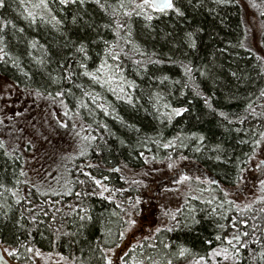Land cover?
<instances>
[{"label": "trees", "instance_id": "16d2710c", "mask_svg": "<svg viewBox=\"0 0 264 264\" xmlns=\"http://www.w3.org/2000/svg\"><path fill=\"white\" fill-rule=\"evenodd\" d=\"M140 1L124 0L126 7L114 16L118 0H100L104 8L96 0H48L50 14L35 9V21L25 9L33 10L38 0H6L0 8V48L7 53H0V98L3 88L40 90L62 104L67 118L79 120L86 136L96 137L61 159L57 180L32 183L30 165L40 163L31 140L24 143L30 136L17 118L7 126L0 113V243L17 264H30L37 251L72 264H106L132 217L152 228L131 236L121 264H189L243 232L249 235L242 237L247 247L238 264H264V188L249 204L241 200L246 192H233L264 133V0H230L228 6L181 0L174 4L182 16L148 10L152 20L136 14L133 5ZM117 22L124 27L117 29ZM81 45L85 52L78 51ZM102 61L111 65L110 83L103 73L99 82L83 75L80 64L95 72ZM173 109L185 111L175 115ZM165 160L186 161L197 175L169 218L157 209L158 198L143 195L147 203L136 204L145 189L137 173L146 162ZM84 173L109 191L101 196L103 189ZM181 246L190 249L184 257L178 256Z\"/></svg>", "mask_w": 264, "mask_h": 264}, {"label": "rangeland", "instance_id": "374dc122", "mask_svg": "<svg viewBox=\"0 0 264 264\" xmlns=\"http://www.w3.org/2000/svg\"><path fill=\"white\" fill-rule=\"evenodd\" d=\"M179 1L181 0H174L177 3ZM213 1L221 4V6H228L231 3L230 0ZM2 92L0 113L4 123L9 126L11 122H15L14 118H17L18 126L30 136V138L28 136L23 137L24 143H30L31 140L33 158L40 163L30 165L32 168L29 169L28 179L37 184L54 182L58 178L60 164L71 153L76 154L77 148L79 149L80 144L84 141L83 137L87 135L85 127L76 118H67L62 104L57 99L47 96L37 98L35 94L29 95L28 92L15 88H3ZM260 103L262 104H259L261 107L264 106L263 101H260ZM17 112L21 113L19 117L15 116ZM61 125H66V127ZM256 155L246 168L244 177L240 178L237 190L233 191L235 193L246 192V197L241 198V200L246 201L247 204L254 202L263 189L261 181H264V164H261V161H264V138L261 140ZM62 158L63 161L61 162ZM41 163H45V166H41ZM169 164L173 166L170 168ZM257 165H260V167H257ZM51 170H55L53 175L49 174ZM137 176L139 177L138 184L140 183V186L145 188L142 195L138 196L140 200L138 205L146 204L149 195L158 198V204L160 205L157 206V209L161 213H167V215L165 214L167 218L177 209L183 193L191 188V182L197 179L195 171L186 161L176 162L175 160L146 162L137 173ZM182 176H187L189 179L181 181ZM128 177L127 174V180ZM143 195L147 198L144 199ZM131 219L133 218L129 217L128 221ZM162 221L163 218H160L161 224L158 223L159 220L157 224L162 225L164 223ZM151 228H146L141 221H138L135 227L128 225L123 232V242L107 252L112 264L120 262L122 250L126 244L131 242L132 235L149 234ZM0 247L3 254L9 259L8 252L4 251L7 247L1 243ZM193 261H190L189 264H192ZM10 262L17 264L11 260ZM213 262L211 261V264ZM30 264H72V262L57 254L43 255L37 251L34 260Z\"/></svg>", "mask_w": 264, "mask_h": 264}, {"label": "snow or ice", "instance_id": "6c2138e0", "mask_svg": "<svg viewBox=\"0 0 264 264\" xmlns=\"http://www.w3.org/2000/svg\"><path fill=\"white\" fill-rule=\"evenodd\" d=\"M69 2L71 3H76L77 0H59V3L61 5H67ZM85 2V0H79V3L83 4ZM131 2V0H130ZM96 3L100 5L101 8H104L105 5L104 4H100V0H96ZM6 4V0H0V8L5 7ZM126 7V4L124 3V0H118V7L113 8V15L116 16L120 13V10L124 9ZM134 9H138L139 11L136 12L137 15L143 14L145 16V18L147 20H152L153 16L149 14L148 10H151L152 12H158V13H162V14H166L169 10L175 11L177 13V15L182 16L183 12L175 7L174 4V0H141L140 3H135L133 5ZM31 8L33 10H28L25 9V11L27 12V17H30L33 21H35L36 19V15L37 13L34 11L35 9H42L45 12H48L50 14V9H49V5H48V0H38L37 3L32 4ZM124 16H130L132 15L131 12L128 11H124L123 12ZM41 18L43 19V16L41 15ZM75 21V17L73 18ZM52 20L55 21L56 24H59L60 21L56 20V18L53 16ZM117 29L124 27V25L120 24L119 22H117ZM3 29L0 28V31H2ZM22 31V30H21ZM188 36L191 38L192 34L189 33ZM3 36H0V43L3 42ZM33 46H35L33 44ZM192 47L195 46V42L193 41L191 44ZM78 51L80 52H85V48L83 45H81L78 48ZM0 53H2L3 55H7V53L4 52L3 48H0ZM107 54L111 57V59L116 60L119 58V53H114L112 51H107ZM3 55H0V59H3ZM80 67L82 69H84L83 75L90 77L93 81L99 82L100 80V76L98 74H108V70L111 68V65H108L106 61H102L101 65L95 70V72H89L87 70V66L85 64H80ZM186 71H190L189 69H186ZM25 75H27V73H25ZM112 79H114V77L107 75V79L105 80V83H110L112 81ZM166 79V77H165ZM121 91H123V89H121ZM32 93H29V95H31ZM42 92L40 90H36L35 91V96L37 98H41L42 97ZM63 94L61 92H57L56 96L60 97ZM85 95H87V93H85ZM261 95H264V92L261 93ZM119 98V97H118ZM131 102V101H129ZM205 103L207 104V106L209 108H211V104L208 103L207 100H205ZM173 113L175 115H180L183 111H185V109H173L172 110ZM105 114H107V110H105ZM16 115H21V113L17 112ZM221 116L224 115V113H220ZM63 127H66V125H61ZM262 138H264V133H261ZM84 140H95L96 137H88L85 136L83 137ZM201 140H203V137H200ZM172 141H169L168 143L164 144L163 146L165 148H169L172 146ZM257 146L261 145V141H256L255 142ZM4 144L2 141H0V148H3ZM81 155H84V151L82 150ZM5 155H8L7 152H5ZM217 159H219V157H217ZM261 164H264V161H261ZM173 165L169 164V167L171 168ZM90 167H93L92 165H90ZM257 167H260V165H257ZM114 171H119V169H114ZM21 176H24L25 173L23 171L20 172ZM85 176H88L94 183L95 185H97L98 187L102 188L103 191L100 192V195L103 196L104 192L109 191L107 187H105L104 185H102L101 180L96 179L95 177L90 176L89 173H84ZM108 177L105 176L104 180H107ZM189 179L187 176H182L181 177V181L183 180H187ZM20 181H17V183H19ZM80 183H84V181H80ZM179 183V181H178ZM261 186L262 188H264V181H261ZM0 187H3V185H0ZM70 191V189H69ZM14 196L16 195L15 192L12 193ZM53 194H59V193H53ZM77 195H79V193H77ZM225 196H227V193H225ZM110 197H105V199H109ZM21 198H17V203H19ZM140 200L139 198L136 201V204H139ZM229 203H232L231 201H229ZM133 207H135V204L132 205ZM247 207V206H246ZM215 211V210H214ZM167 215V213H165ZM173 219H175V216L172 217ZM85 219V217H81V220ZM88 219H91V217H88ZM194 223L197 221H193ZM127 223L131 226V227H135L137 225V221L135 219H131L129 221H127ZM242 223H246V221H242ZM219 227L223 228L224 225H219ZM233 227H235V225H233ZM254 229L257 226H253ZM172 229L169 228L168 231H171ZM156 232L161 231V229L158 227L155 229ZM120 237L123 238L124 237V233L121 232ZM249 235L248 232H243L242 234H234L230 239H227V247H220V248H213L210 252H208L206 254V256H200L199 259L194 260L192 262V264H205L206 260H210V261H214L215 264H219V260L217 258H223L224 261H232V264H238V259L240 257L241 254V249H245L247 247V244L244 242V240L242 239V237H247ZM147 239V237H146ZM215 239L217 241H220L222 238L221 236L217 235L215 237ZM209 243H211V241H209ZM119 246V245H117ZM165 248L168 247L167 244L164 245ZM4 251L8 252L9 255H13L14 253L9 251L8 249H4ZM28 251H32V249H28ZM131 251V250H130ZM190 252V249L181 246L178 250V256L179 257H184L186 254H188ZM129 253H125L124 256L120 257V260L123 262L124 261V257H126ZM259 258L261 260H264V251H261L259 253ZM106 259V264H112V260L105 257ZM153 264H159L158 261H153ZM167 264H172L171 260L167 261Z\"/></svg>", "mask_w": 264, "mask_h": 264}, {"label": "water", "instance_id": "95a60500", "mask_svg": "<svg viewBox=\"0 0 264 264\" xmlns=\"http://www.w3.org/2000/svg\"><path fill=\"white\" fill-rule=\"evenodd\" d=\"M0 264H12L10 262V259H8L2 252V249L0 247ZM113 264H121L120 262H115Z\"/></svg>", "mask_w": 264, "mask_h": 264}]
</instances>
